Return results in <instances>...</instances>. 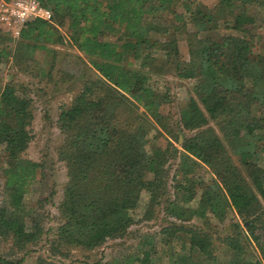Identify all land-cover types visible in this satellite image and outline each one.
<instances>
[{"label": "trees", "instance_id": "16d2710c", "mask_svg": "<svg viewBox=\"0 0 264 264\" xmlns=\"http://www.w3.org/2000/svg\"><path fill=\"white\" fill-rule=\"evenodd\" d=\"M38 1L51 11V19L30 18L13 38L0 32V63L10 59L19 71L50 79L54 55L47 71L34 62V55L61 44L65 26L70 44L94 70L60 106L55 120V151L66 181L57 205L60 220L47 241L50 254L64 256L71 247L90 250L109 239L126 238L135 219L118 201L136 190L149 196L144 219L153 216L162 200L167 202L166 216L179 222L167 221L175 236L163 234L156 241L154 233H146L121 257L103 264H157L175 252L179 255L172 264H220L213 255V241L218 240L230 251V264H264V164L258 162L264 153V52H253L259 35L249 26L250 9L264 0ZM157 12L172 16L169 25L165 19L154 20ZM188 23L198 35L185 38L183 56L179 40L168 41L167 35L169 29L186 31ZM165 74L198 80V98L191 96L178 111L176 127L193 133L180 143L176 200L165 199L171 144L162 135L173 136L175 130L166 114L159 128L150 119L167 101L151 81L157 83ZM34 118L24 86L0 84L1 152L12 163L0 172L6 196L0 205V236L26 252L43 234L39 225L26 227L20 218L28 213L25 198L47 165L46 157L22 160ZM198 162L208 167L211 181L192 176ZM232 210L241 224H226ZM192 235L198 236V245ZM250 236L260 258L248 246ZM176 245L179 251L173 250ZM11 263L0 256V264ZM37 264L56 263L39 257Z\"/></svg>", "mask_w": 264, "mask_h": 264}, {"label": "rangeland", "instance_id": "374dc122", "mask_svg": "<svg viewBox=\"0 0 264 264\" xmlns=\"http://www.w3.org/2000/svg\"><path fill=\"white\" fill-rule=\"evenodd\" d=\"M203 1L207 2L208 0ZM250 10L253 22L249 26H251L250 28L253 33L259 35L258 38L253 41V52H264V5H254ZM154 16L155 21H157V18L158 20L165 19L166 21L164 22L166 25H169L172 21V16L170 14L165 15L163 12H157ZM187 27L186 31L179 33H174L169 29L167 35L168 41L173 38L179 40V51L183 56H187L185 38L198 35L192 24L188 23ZM61 32L64 35L61 44H51L48 46L50 49L49 51H36L34 55V62L42 66L44 71L48 70V66L54 55L50 79H47L45 75L29 76L19 71L10 59L0 63V84L4 85L7 82H12L16 85H22L26 89L27 94L32 97V105L35 113V118L33 120V137L23 153L22 160L42 161L43 158H47V165L44 167V176L41 177L38 183L32 185L30 193H28V196L25 198V208L28 213H20V218L23 220L26 227L32 228L34 225H39L43 229V234L37 244L29 246L32 250L27 252L13 247L10 238L0 236V256L11 261V264H37L39 257L52 260L56 264L110 263L113 259L121 257L126 250L133 247L140 237L146 233H154L156 241L163 234H167L170 237L175 236V232H172V224L167 221L170 219L179 223L174 218L166 216L163 208L167 202L164 200L154 208L153 216L150 219H144L143 211L148 202V193L145 191L129 190L124 198L118 201L123 209L135 219L134 224L129 228V233L126 238L109 239L90 250L71 247L67 255L64 256H53L50 254L47 241L53 237L54 229L60 220L57 205L61 199L62 186L66 181L65 166L63 162L57 158L55 151V145L58 142L59 136L55 120L60 106L81 90L87 78H92L94 76V70L83 53L79 52L70 44L68 31L65 26L61 27ZM230 32L234 31L231 30ZM108 39L113 40V38ZM13 46L14 41H11L10 47L12 48ZM54 50H56L55 53ZM167 51H170L169 47ZM157 80V83L151 81V84L162 91L167 101L165 100L166 102L161 107L159 114L157 116H150V119L152 123L159 128L166 114L169 116L172 128L175 130L173 136L167 135L163 131L162 135L167 138L171 144L168 152V161L166 163L167 195L165 199L176 200L177 196H175L173 190H175V185L179 182L180 178L174 174L180 162V143L183 138L193 133L191 130L185 128L181 130L178 126V128L176 127L179 120L178 111L180 106L191 96L198 98V95L195 93V85L198 80L193 76L178 79L169 74L162 75L158 77ZM249 80L250 77H247L245 83L248 84L250 82ZM259 98H261V96H259ZM195 123L196 119H193L192 124ZM163 142H166V140L163 139ZM1 151L2 144H0V172L1 166L12 167V163L8 162L3 157ZM258 162L262 165L264 164V153H261ZM192 176L206 182L213 179V175L208 167L199 162L194 166ZM2 182L3 178L0 175V205L4 203L6 197L2 190ZM190 186L191 184L188 182L186 189H189ZM232 214V217L226 224L233 221L240 222L241 224V220L234 210H232ZM195 223L199 225L198 222L193 221V224ZM220 228L221 226L218 225L217 229ZM230 230L231 229L223 231L221 235L223 236L226 233H230ZM191 239L194 244H199L198 236L192 235ZM247 242L254 256L260 258L259 248L251 236ZM213 243V255H215L217 262L220 264H230V251L227 250L224 244L220 243L219 240L213 241ZM173 250L179 251L178 245H176ZM176 255L179 254L175 252L174 256H163L157 259L156 262L157 264H172Z\"/></svg>", "mask_w": 264, "mask_h": 264}, {"label": "built area", "instance_id": "2783aa9c", "mask_svg": "<svg viewBox=\"0 0 264 264\" xmlns=\"http://www.w3.org/2000/svg\"><path fill=\"white\" fill-rule=\"evenodd\" d=\"M33 17L51 19V11L38 0H0V32L16 37L22 25Z\"/></svg>", "mask_w": 264, "mask_h": 264}]
</instances>
